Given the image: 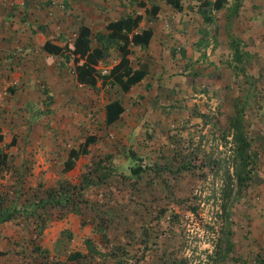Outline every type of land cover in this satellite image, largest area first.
Wrapping results in <instances>:
<instances>
[{"label": "rangeland", "instance_id": "obj_1", "mask_svg": "<svg viewBox=\"0 0 264 264\" xmlns=\"http://www.w3.org/2000/svg\"><path fill=\"white\" fill-rule=\"evenodd\" d=\"M181 1L180 10L160 3L159 21L171 19L164 26L171 32L179 33L177 37L170 32L166 34L171 35L175 47L172 44L166 49L168 52L162 53L161 48L157 49L161 44V36L157 35L152 50L144 48L140 52L146 61L143 68L157 73L158 87L153 97L130 90L122 92L117 85L109 83L86 88V93L81 90L83 94L75 97L67 92V88H60L56 83L60 74L67 71L68 65H54L55 73L51 74L50 86L40 84L38 89L49 93L43 97L45 102L48 101L45 104L48 107L43 112L49 116V136L46 135V140L54 143L55 149L48 153L45 159L48 162L45 164L44 161L41 165L40 159L46 155L38 153L40 143H28L24 136L19 147L27 153L21 166L8 160L6 167L0 171V196L3 205L17 208L19 203L41 194L58 182L77 181L84 166L91 165L104 154L111 155L108 163L116 168V173L123 174H128L127 166L132 163L151 164L168 160L176 171L167 174L169 187L155 178L151 184H139L138 189L127 185L120 191L115 186L118 177H110L101 191H95L97 198L92 203H100L109 215V223L104 228L108 242L122 244L130 253L131 262L136 261L137 264H255L258 259L264 260L261 257L263 251L259 250L264 247V186L257 176L264 177V150H260L261 145L264 147V121H256V104H234L228 99L225 104H219L207 96V91L212 90L209 84L213 88L216 86V79L209 78L216 74L208 73L213 62L209 64L208 60L205 61L206 56L200 49L192 53L185 47L189 43L188 33L192 29L197 32L201 21L194 12V0ZM81 4L85 5V1ZM51 5V11L58 10L57 2L53 1ZM124 7L125 10H122L121 5H116L113 9L96 2L93 7L90 6L92 11H86L81 16L90 22L108 20L133 9L126 4ZM52 15H57V12ZM187 16L193 19L188 21ZM71 25L75 28L79 24L76 20ZM39 26L36 23L18 24L16 31L29 32V29ZM59 26V23L45 24L47 35L57 42ZM90 27L98 31L102 29V25L97 23ZM70 31L74 33L73 29ZM90 39L91 46L96 44L93 34ZM105 45L104 58L97 67L102 72L107 71L118 58L115 43ZM152 53L158 60L149 59L153 57ZM131 57L133 65L137 57ZM213 66L215 71L217 66ZM231 69H226L227 77L232 75ZM67 76L62 74V78ZM168 76L172 77L169 82ZM145 98L148 100L146 105ZM114 99L120 101L124 110L119 119L105 125L103 106ZM27 106L33 111L40 107ZM260 109V113L264 112V104L260 105ZM236 113L245 135L250 138L252 151L256 150L258 154L256 158L253 156L249 178L240 188L233 177L227 180L225 175L226 171L231 173L236 167L232 156L233 144L229 142V121ZM58 133L66 135L61 142H55ZM89 134L96 136L97 140L88 147V154L79 156L74 167L63 172L61 166L67 150L76 147ZM131 152L133 160L129 159ZM199 161L204 162L201 169L193 165ZM186 165L189 168L179 170ZM228 185L230 190L224 194ZM16 195L18 198L13 204ZM154 202L159 207L152 209ZM184 205L195 207V212L191 213ZM31 229L30 220L21 216L2 223L0 248L10 252L0 258V264H20L23 258L30 259L27 248L22 253L12 250L25 247ZM62 229L69 230L71 237L60 249L55 246V241ZM86 237L102 242L89 223L81 222L74 214L52 209L50 220L38 242L48 250L52 262L58 264L56 260L62 261L65 251H84L83 240ZM257 255L258 259H255ZM35 263L33 261L32 264Z\"/></svg>", "mask_w": 264, "mask_h": 264}, {"label": "crops", "instance_id": "obj_2", "mask_svg": "<svg viewBox=\"0 0 264 264\" xmlns=\"http://www.w3.org/2000/svg\"><path fill=\"white\" fill-rule=\"evenodd\" d=\"M53 1L57 2L58 10L53 9L51 11ZM83 1H85V5L81 4ZM136 1L140 0H52V2L49 0H0V159L11 160L15 165L21 166L20 164H22L21 162L27 151L19 146L22 144L23 137L26 136L25 139L27 142L29 141L28 143L34 141L40 143L41 150L38 153L46 155L40 159L41 165L44 164V161L45 164L48 162L46 161L48 153L55 149L54 143H49L46 140V135L49 136L47 132L49 116L44 114L43 110L48 107L45 105L48 101L45 102L43 97L49 93H47V90L45 93L44 91L43 93L40 92L38 87L40 84L50 86L51 74L55 73L54 65H68L67 71L61 70L64 71L62 74H68L66 79L72 77L70 81L62 78V74L59 76L60 79L56 80L60 88H67L68 93L76 97L83 94L81 90L86 93V88L90 87L80 83L74 70L77 62L83 60L77 55L67 52L62 55L48 53L42 49V44L46 40L55 45H62L76 35L81 25L89 27L90 36L97 32L102 34L106 32L104 25L107 22L126 15L133 16L135 13H140L142 18L132 32L140 33L143 29H150L152 35L146 46L129 44L130 53L127 58L131 68H143L146 61L144 57H141L140 52L144 48L152 50L154 38L157 35L161 36V44L157 49L161 48L162 53L168 52L166 49H169L174 43L171 41V35L166 34L170 32L177 37L179 33L171 32L169 28L164 26L171 19L159 21L161 19L159 17L161 4H165L164 1L141 0L146 7L151 4L159 6V11L154 17L145 14L143 8L137 6ZM96 2H101L113 9L116 8V5L117 7L121 5L122 10H125V4L133 9L131 8L130 12L127 11L108 20L97 19L91 22L83 20L81 15L86 11H92L90 6L93 7ZM193 3L196 2L193 1ZM51 12H57V15H52ZM75 15L78 16L75 17ZM186 18L188 21L193 19H190L189 16ZM173 19L178 20V18ZM199 19L201 21L200 29L197 32L192 29L193 31L188 33L189 43L185 47L192 53L200 49L206 56L205 61L208 60L209 64L210 61L213 62L208 73L216 74L209 76L211 79H216V86L213 88L209 84L208 87L214 91L209 89L213 93L207 91V96L213 102L219 104H225L227 99L229 102H235V104H256V121L258 122L259 119L264 121V112L260 113V105L264 104V0H226L220 9L212 11L209 21H203L200 16ZM76 20L79 25L74 28L71 24L72 21L75 23ZM28 23L31 25L36 23L40 26L33 29L27 28L29 32L20 33L16 31L18 24ZM50 23L60 24L57 35L59 42L55 41L52 36L47 35L48 30L45 24ZM94 23L102 25V29L100 31L92 29L90 26ZM72 29L74 33L70 31ZM66 35H72V37H66ZM128 35L130 36V34ZM231 42L234 44H231ZM173 47H175V44ZM233 50H236L235 55ZM131 56L137 57L133 65L131 64ZM149 59L158 60V57L153 54V57ZM101 60L97 62L96 69H98V63ZM117 60L118 58L109 65L107 71H98L106 74ZM213 64L217 66L215 71ZM228 67L232 68V75L227 77L225 72L226 69L228 71ZM156 75V72L152 73V70H146L142 80L132 85L129 90L153 97L158 87L155 79ZM167 75L165 74V76ZM167 79L169 82L172 77L168 76ZM227 80L232 82L228 83ZM106 83L111 84L110 81ZM98 85L99 80H96L94 87ZM147 102L148 100L145 98V105ZM27 105H39L40 107L36 109L37 112ZM65 127L69 128V125L65 124ZM68 133L70 134L69 131ZM65 137V134L58 133L55 142H61L62 138L65 139ZM260 150H264L263 145H261ZM260 180L261 185L264 186V177H261ZM259 250L263 251L261 257H264V247ZM255 259H258V255ZM255 262L264 264L258 261Z\"/></svg>", "mask_w": 264, "mask_h": 264}, {"label": "trees", "instance_id": "obj_3", "mask_svg": "<svg viewBox=\"0 0 264 264\" xmlns=\"http://www.w3.org/2000/svg\"><path fill=\"white\" fill-rule=\"evenodd\" d=\"M165 4L172 9L180 10L182 6L181 0H163ZM226 0H194L193 9L203 19L209 21L211 13L214 10L220 9ZM137 6L143 8L145 14L156 16L159 11V6L151 4L146 7L144 2L136 1ZM142 15L135 13L133 16L126 15L118 19L107 22L104 25L106 30L102 34H94L96 40L95 46L90 45L91 32L88 26L81 25L76 35L70 40L65 41L62 45H55L46 40L42 44V49L51 54H60L64 52L71 53L80 57L83 61L77 62L74 67L77 79L80 83L94 87L96 80H99V85L103 86L107 81L112 85H117L122 92H127L130 87L142 80L146 74L145 68H131L127 55L130 53L129 44L146 46L152 31L143 29L140 33H133L141 20ZM130 34V36L128 35ZM102 40V41H101ZM104 42V44H101ZM115 43L118 53V60L113 64L106 74H102L95 68L97 62L104 57L106 43ZM231 44H234L231 42ZM236 54V50H233ZM235 104V103H234ZM123 106L119 100L114 99L104 104L103 106V122L105 125H110L119 119L123 112ZM239 110V109H237ZM230 128V143L233 144L232 156L236 161V167L232 172H225L226 179L232 180L240 188L246 184L251 172V164L253 156L256 158L258 154L256 150L252 151L250 147V138L245 135V130L239 119V114H233L229 121ZM97 137L89 134L86 135L82 142L76 148H69L65 159L62 161L61 170L67 172L74 167V161L79 157L88 154V147L94 144ZM253 153V155L251 154ZM111 155L104 154L102 157L92 161L91 165H85L80 177L75 182L62 181L55 186L44 190L39 195H34L31 198L19 203V207L14 208L3 205V199L0 196V229L2 223L9 221L17 216L27 218L32 223L31 236L27 238L25 247H20L12 252L24 251L27 248V255L30 259L20 261V264H55L52 262V257H49L48 250L42 248L39 244V238L45 225L50 220V212L52 209H60L66 213L76 215L81 222H87L91 226V230L99 234L102 242L98 243L91 237H86L83 240L84 251H65L64 259L57 261L58 264H137L136 261L131 262V255L122 244L109 243L105 226L109 223V215L107 210L100 203H95L97 193L95 191L102 189V185L108 178L118 177V183L115 186L122 191L125 186L139 188V184H151L153 179L161 180V184L169 187L170 184L166 181L167 174L174 171L168 160L163 162H152L151 164L132 163L129 164L128 174L116 173V168L108 163ZM5 158L0 159V171L6 167L7 161ZM129 159H134V154L131 152ZM203 161L193 163L195 168H202ZM253 165V164H252ZM189 168L188 165L181 168ZM194 171V169L192 170ZM216 172V171H214ZM260 181L259 174L257 175ZM227 185V184H226ZM229 185L224 188V194L229 189ZM169 190V189H168ZM223 190V189H222ZM86 192L88 194H86ZM19 195V194H18ZM13 199V204L17 200ZM12 205V203H11ZM185 209L191 213L195 212V207L184 205ZM159 207L155 202L152 204V209ZM83 220V221H82ZM2 231L0 230V233ZM71 233L67 229H62L55 241V246L62 249L63 245L70 240ZM10 251L0 248V258L8 255ZM258 262L264 263V260ZM177 264V263H170ZM180 264V263H178Z\"/></svg>", "mask_w": 264, "mask_h": 264}]
</instances>
